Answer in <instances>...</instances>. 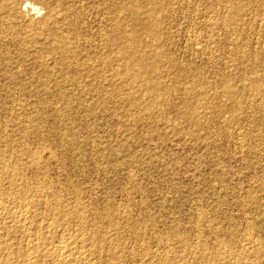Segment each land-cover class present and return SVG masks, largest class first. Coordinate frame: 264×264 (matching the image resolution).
I'll return each instance as SVG.
<instances>
[{"label":"rangeland","instance_id":"374dc122","mask_svg":"<svg viewBox=\"0 0 264 264\" xmlns=\"http://www.w3.org/2000/svg\"><path fill=\"white\" fill-rule=\"evenodd\" d=\"M0 202L8 264H264V0H0Z\"/></svg>","mask_w":264,"mask_h":264},{"label":"bare ground","instance_id":"6f19581e","mask_svg":"<svg viewBox=\"0 0 264 264\" xmlns=\"http://www.w3.org/2000/svg\"><path fill=\"white\" fill-rule=\"evenodd\" d=\"M163 1V0H162ZM14 3V2H13ZM17 6V5H16ZM27 6H31L32 8H34V9H36V7H33V4L32 3H29L28 2V4H27ZM14 7H15V3H14ZM152 7V6H151ZM138 9V8H137ZM136 10V9H135ZM152 10V9H151ZM150 11V10H149ZM46 23V22H45ZM50 23V22H49ZM146 23H148V22H146ZM138 24V23H137ZM39 25V24H38ZM46 25V24H45ZM148 26V25H147ZM145 27V26H144ZM141 58V57H140ZM140 61V60H139ZM143 62V61H142ZM145 62V61H144ZM143 62V64H145ZM142 64V63H141ZM6 162V161H5ZM10 167V166H9ZM15 167V166H14ZM14 171V170H13ZM4 172V171H3ZM7 172V171H6ZM12 172V171H11ZM10 172V175L12 174ZM8 173H9V170H8ZM16 173H18V172H16ZM9 175V174H8ZM9 175V176H10ZM11 178V177H10ZM11 181V180H10ZM17 189V188H16ZM2 190V189H1ZM3 191V190H2ZM16 191V190H15ZM29 192V191H28ZM3 193V192H2ZM5 193H6V191H5ZM9 193V192H8ZM15 193V192H14ZM14 193H12V194H14ZM16 194H18V193H16ZM24 194V193H23ZM15 195V194H14ZM20 195V194H19ZM29 195H30V193H29ZM24 196V195H23ZM27 196V195H26ZM2 197V196H1ZM11 198V197H10ZM30 198V197H29ZM4 199V198H3ZM12 199H13V197H12ZM55 199V198H54ZM28 202V201H27ZM1 203V202H0ZM32 203V202H31ZM58 203V202H57ZM4 203H2V205H3ZM24 204V203H23ZM25 205V204H24ZM33 205V204H32ZM35 205V204H34ZM73 205V204H72ZM28 206H30L29 205V203H28ZM47 206V205H46ZM6 207V206H5ZM26 206H24V208H25ZM55 207H56V205H55ZM58 207H59V205H58ZM27 208V207H26ZM34 208V207H33ZM33 208H31V210H33ZM2 209V208H1ZM70 209V208H69ZM4 210V209H3ZM2 210V211H3ZM12 210V209H11ZM23 210V209H22ZM65 210V209H64ZM1 211V210H0ZM81 211V210H80ZM25 212V211H24ZM27 212V211H26ZM26 212L24 213V214H26ZM28 212H29V210H28ZM33 212V211H32ZM56 212V211H55ZM54 212V213H55ZM58 212H60V211H58ZM57 212V213H58ZM66 212V211H65ZM79 212V211H78ZM4 213V212H3ZM18 213V212H17ZM21 213V212H20ZM61 213V212H60ZM64 213V212H63ZM11 214V213H10ZM23 214V215H24ZM30 214H31V212H30ZM2 215V214H1ZM6 215V214H5ZM9 215V214H8ZM17 215H19V214H17ZM54 215V214H53ZM64 215H65V213H64ZM26 216H27V214H26ZM32 216H33V213H32ZM51 216V215H50ZM1 217V216H0ZM17 217V216H16ZM19 217V216H18ZM28 217V216H27ZM58 217V216H57ZM64 217V216H63ZM25 218V217H24ZM38 218V217H37ZM53 218V217H52ZM66 218V217H65ZM3 219V218H2ZM11 219V218H10ZM17 219V218H16ZM35 219V218H34ZM78 219H79V217H78ZM4 220H5V217H4ZM14 219H12V221H13ZM12 221L11 222H8V224L9 223H12ZM21 221V220H20ZM30 221H31V219H30ZM29 221V222H30ZM41 221H43V220H41ZM53 221V220H52ZM58 221V220H57ZM63 221V220H62ZM103 221V220H102ZM4 222V221H3ZM22 222V221H21ZM28 221L26 222L25 220H24V224L23 225H21L22 227H23V229H24V231H26V232H30L31 230H33L34 231V233H35V235H36V237L34 238V239H32V241L30 242L31 244H32V246H36L37 248H40L41 247V251L39 252V251H31V249H30V251L29 252H25L24 254H23V258H24V263H26V264H37L38 263V259L39 258H48V257H50V258H53V259H55V264H78L80 261H82V260H85L86 258H88L89 257V255H88V257H86L87 256V254H89V253H91V252H89V253H86L87 251H84V249L82 250H78L77 252H75L74 251V248H73V244H74V240L73 239H75V238H73L72 237V240L71 239H68V237H67V239H60V240H57L56 242H52V236L51 235H49V233H44V231H43V229L45 228V227H52L53 225H54V223L53 222H50V223H48L45 227H43L42 228V226H40V224L39 225H37V226H35L34 228H33V224L31 225V224H28L29 223ZM40 222V221H39ZM47 222V221H46ZM59 222V221H58ZM64 222V221H63ZM5 223V222H4ZM7 223V222H6ZM32 223V222H31ZM22 224V223H21ZM37 224H38V222H37ZM1 225V224H0ZM12 225V224H11ZM16 225V224H15ZM67 225V224H66ZM5 226V225H4ZM7 226V225H6ZM56 226H57V224H56ZM84 226V225H83ZM9 227V226H8ZM7 227V228H8ZM54 227V226H53ZM61 228V227H60ZM64 228V227H63ZM83 228V227H82ZM116 228V227H115ZM18 229V228H17ZM23 229H22V234H23ZM55 229V228H54ZM51 230H52V228H51ZM56 230V229H55ZM46 231V230H45ZM1 234H3V233H1ZM31 234V233H30ZM63 235V234H62ZM78 235V234H77ZM99 235V234H98ZM3 236V235H2ZM13 236H14V234H13ZM73 236V235H72ZM94 236V235H93ZM26 237V236H25ZM56 237H57V235H56ZM62 237V236H61ZM81 237H82V235H81ZM63 238V237H62ZM66 238V237H65ZM78 238V237H77ZM1 239V238H0ZM3 239V238H2ZM51 239V243L49 244H47V243H44L43 241H45V240H50ZM83 239H84V237H83ZM92 240H94L93 238H92ZM6 241V240H5ZM77 241V240H76ZM80 241V240H79ZM78 241V242H79ZM97 241V240H96ZM46 242V241H45ZM49 242V241H48ZM78 242H77V244H78ZM81 242H83V241H81ZM80 243V242H79ZM85 243V242H84ZM103 243V242H102ZM83 244V243H82ZM86 244V243H85ZM15 245V244H14ZM49 245H51V247L49 246ZM109 245V244H108ZM4 246V245H3ZM11 246V245H10ZM20 246V245H19ZM30 246V245H29ZM84 246H86V245H84ZM102 246V245H101ZM111 246H113V245H111ZM166 246V245H165ZM6 247V246H5ZM5 247H4V249H5ZM88 247H91L90 245L88 246ZM1 248V247H0ZM11 248V247H10ZM28 248V247H27ZM77 248H78V245H77ZM79 248H80V246H79ZM82 248H86V247H82ZM102 248V247H101ZM112 249V248H111ZM1 250V249H0ZM10 250L11 249H9V251H8V253L10 252ZM36 250V249H35ZM85 250H87V249H85ZM114 250H116V249H114ZM113 250V251H114ZM140 250H142V249H140ZM12 251V250H11ZM13 251H15V249L13 250ZM12 251V252H13ZM95 251V250H94ZM96 251H97V249H96ZM96 251H95V253H96ZM105 251H106V249H105ZM202 251H203V249H202ZM206 251V250H205ZM12 252H10L11 254H12ZM17 252H19V251H17ZM117 252V251H116ZM194 252V251H193ZM19 253H21V252H19ZM103 253V252H102ZM106 253H108L109 254V252H105V254ZM138 253V252H137ZM143 253V252H142ZM22 254V253H21ZM113 254V253H112ZM114 254H116V253H114ZM119 254V253H118ZM1 255V254H0ZM3 255V254H2ZM205 255H206V253H205ZM108 256V255H107ZM111 256V255H110ZM147 256V255H146ZM220 256V255H219ZM223 256V255H222ZM226 256V255H225ZM1 257V256H0ZM168 257V256H167ZM229 257V256H228ZM50 258H49V261H50ZM148 258V257H147ZM192 258V257H191ZM202 258V257H201ZM218 258V257H217ZM238 258V257H237ZM236 258V259H237ZM108 259V258H107ZM117 259V258H116ZM219 259V258H218ZM99 260V259H98ZM123 260V259H122ZM164 260V259H163ZM172 260V259H171ZM190 260V259H189ZM238 260V259H237ZM13 261V260H12ZM40 261V260H39ZM86 261V260H85ZM87 261H88V259H87ZM91 261V260H90ZM94 261V260H93ZM92 261V262H93ZM43 262V261H42ZM109 262V261H108ZM166 262V261H165ZM9 263V261L6 259V256H5V259L4 258H0V264H8ZM15 263V262H14ZM21 263H23V261L21 262ZM40 263H41V261H40ZM52 263V262H51ZM93 263H95V262H93ZM97 263V262H96ZM215 263V262H214ZM213 263V264H214ZM221 263V262H220ZM10 264H11V262H10ZM80 264V263H79ZM211 264H212V262H211Z\"/></svg>","mask_w":264,"mask_h":264}]
</instances>
